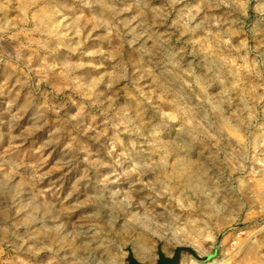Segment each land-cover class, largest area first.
<instances>
[{"label": "rangeland", "instance_id": "1", "mask_svg": "<svg viewBox=\"0 0 264 264\" xmlns=\"http://www.w3.org/2000/svg\"><path fill=\"white\" fill-rule=\"evenodd\" d=\"M264 264V0H0V264Z\"/></svg>", "mask_w": 264, "mask_h": 264}, {"label": "water", "instance_id": "2", "mask_svg": "<svg viewBox=\"0 0 264 264\" xmlns=\"http://www.w3.org/2000/svg\"><path fill=\"white\" fill-rule=\"evenodd\" d=\"M129 264H136V263L133 261V259H130Z\"/></svg>", "mask_w": 264, "mask_h": 264}]
</instances>
